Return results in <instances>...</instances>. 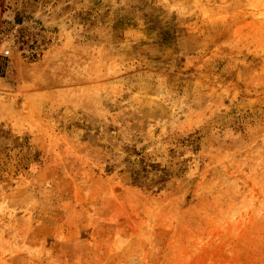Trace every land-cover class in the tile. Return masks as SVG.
<instances>
[{"label":"rangeland","instance_id":"obj_1","mask_svg":"<svg viewBox=\"0 0 264 264\" xmlns=\"http://www.w3.org/2000/svg\"><path fill=\"white\" fill-rule=\"evenodd\" d=\"M0 264H264V0H0Z\"/></svg>","mask_w":264,"mask_h":264},{"label":"built area","instance_id":"obj_2","mask_svg":"<svg viewBox=\"0 0 264 264\" xmlns=\"http://www.w3.org/2000/svg\"><path fill=\"white\" fill-rule=\"evenodd\" d=\"M4 53L5 54H9L10 53V50L9 49H6Z\"/></svg>","mask_w":264,"mask_h":264},{"label":"bare ground","instance_id":"obj_3","mask_svg":"<svg viewBox=\"0 0 264 264\" xmlns=\"http://www.w3.org/2000/svg\"><path fill=\"white\" fill-rule=\"evenodd\" d=\"M17 105V104H16ZM19 105V104H18ZM21 106H19V108H20ZM18 108V107H17ZM21 109V108H20Z\"/></svg>","mask_w":264,"mask_h":264}]
</instances>
